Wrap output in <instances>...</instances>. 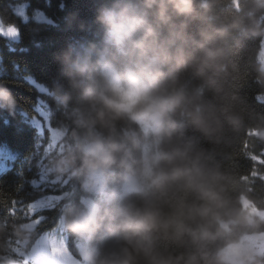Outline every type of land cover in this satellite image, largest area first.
Wrapping results in <instances>:
<instances>
[{
	"label": "clouds",
	"instance_id": "clouds-1",
	"mask_svg": "<svg viewBox=\"0 0 264 264\" xmlns=\"http://www.w3.org/2000/svg\"><path fill=\"white\" fill-rule=\"evenodd\" d=\"M34 19L47 22L39 10ZM92 25V38L55 54L59 75L39 86L59 147L37 168L65 189L58 224L79 264L251 259L212 246L253 220L218 157L242 129L264 139L242 56L247 40L264 42V0H100ZM251 67L264 88V59ZM25 111L0 79V113ZM32 231L15 235L28 243Z\"/></svg>",
	"mask_w": 264,
	"mask_h": 264
},
{
	"label": "trees",
	"instance_id": "trees-1",
	"mask_svg": "<svg viewBox=\"0 0 264 264\" xmlns=\"http://www.w3.org/2000/svg\"><path fill=\"white\" fill-rule=\"evenodd\" d=\"M0 0V19L8 25H15L20 32L19 39H9L0 35V79L8 82L13 94L21 101L26 111L23 117L0 113V264H15L23 243L15 235L19 225H30L40 221L32 232L27 245L29 251L39 235L58 226L60 205L32 214V205L48 196H61L64 188L39 184L40 173L37 164H42L46 155L56 147L50 137V130L44 123L47 114L49 126H57V114L47 102L40 85L50 84L59 75L55 54L66 45L82 38H92V21L100 0ZM27 4V22L14 15V8ZM50 4L52 14L46 13ZM39 10L47 18L46 23H38L34 13ZM49 10V11H51ZM16 18L17 22L10 20ZM74 17V18H73ZM50 22V24H49ZM85 26L81 30L80 25ZM39 26H43L42 28ZM58 27V28H54ZM262 41L247 40L243 50V63L249 74L244 86L247 102L256 113L264 114V88L254 80L251 65L256 62ZM30 74L35 81L25 83L23 77ZM222 165L233 176L230 193L253 217L251 223L237 226L233 232L215 242L226 246L237 243L244 235L264 232V219L254 216L253 211L264 212V139L253 130H241L225 146L218 157ZM36 181L37 186H33ZM67 236V244L75 253L76 245ZM211 258V257H210ZM246 264H264V256L247 261Z\"/></svg>",
	"mask_w": 264,
	"mask_h": 264
},
{
	"label": "rangeland",
	"instance_id": "rangeland-1",
	"mask_svg": "<svg viewBox=\"0 0 264 264\" xmlns=\"http://www.w3.org/2000/svg\"><path fill=\"white\" fill-rule=\"evenodd\" d=\"M20 7H24L25 12L27 9V4H24ZM18 7V8H20ZM17 7L14 8V15L19 16L17 14ZM21 17V16H19ZM10 20H14L17 22L16 18L12 15ZM0 25H2L5 30L7 29L3 21L0 19ZM5 37V36H4ZM15 40V39H13ZM262 59H264V46L262 50ZM44 123L41 124L42 130L46 127L45 122L47 123L46 128L50 130V137L53 139L54 129H51L49 126V120L47 114H43ZM54 142V140H53ZM56 147H59L54 142ZM49 182L44 181L39 184L47 185ZM60 196H48L44 199L45 206L40 208L32 207V214L37 212L54 209L56 208L62 201L59 199ZM254 216L264 219V212H260L257 210L253 211ZM40 221H36L31 223V227L33 231L39 225ZM32 231V232H33ZM229 250L238 252L241 257L251 256V259H242L240 261H236L235 264H246L247 261L255 260L258 257L264 256V232L252 235H244L237 243L228 246ZM32 251V258L34 262H26V264H79L77 249H75V253L71 251L67 244V236L65 232L60 229L59 225L54 230H50L45 234L39 235L37 242L35 243ZM55 253H60L59 255Z\"/></svg>",
	"mask_w": 264,
	"mask_h": 264
},
{
	"label": "snow or ice",
	"instance_id": "snow-or-ice-1",
	"mask_svg": "<svg viewBox=\"0 0 264 264\" xmlns=\"http://www.w3.org/2000/svg\"><path fill=\"white\" fill-rule=\"evenodd\" d=\"M17 14L19 16H21V17H27L24 7L18 8L17 9ZM0 26H2V25H0ZM16 29H17V27L15 25H9L6 30L3 27V30L5 32V35H3V36H5L7 38L14 37ZM256 99L257 100H264V96H257ZM40 181L44 182V180L41 177H40ZM32 183H33L34 187L37 186L36 181H33ZM44 206H45L44 200H41V201L37 202L36 204L32 205L33 208H40V207H44Z\"/></svg>",
	"mask_w": 264,
	"mask_h": 264
},
{
	"label": "bare ground",
	"instance_id": "bare-ground-1",
	"mask_svg": "<svg viewBox=\"0 0 264 264\" xmlns=\"http://www.w3.org/2000/svg\"><path fill=\"white\" fill-rule=\"evenodd\" d=\"M65 4V0H62V2H61V5L63 6ZM48 8H49V10H51V8H50V4H49V6H48ZM49 10H46V13H48L49 12V14H52L53 13V10H51V11H49ZM39 23H43V22H39ZM49 24H50V22H49ZM39 27H43V26H39ZM54 28H58V27H55V26H53ZM263 46H264V42H262V44H261V47H260V53L258 54V57L260 58V59H262V50H263Z\"/></svg>",
	"mask_w": 264,
	"mask_h": 264
}]
</instances>
